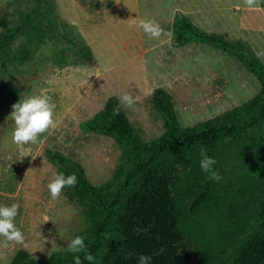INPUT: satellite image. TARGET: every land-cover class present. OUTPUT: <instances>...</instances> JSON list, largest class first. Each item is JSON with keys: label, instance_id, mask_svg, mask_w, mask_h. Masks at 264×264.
I'll list each match as a JSON object with an SVG mask.
<instances>
[{"label": "rangeland", "instance_id": "374dc122", "mask_svg": "<svg viewBox=\"0 0 264 264\" xmlns=\"http://www.w3.org/2000/svg\"><path fill=\"white\" fill-rule=\"evenodd\" d=\"M60 28L82 39L92 50L90 64L60 67L57 54L67 49L72 60L77 47L65 40H48L25 65L8 72L0 62V205H18L16 226L24 244L4 246L0 264H10L21 249L45 260L82 231V207L67 196L66 187L53 201L47 185L58 169L48 150L59 151L85 168L94 185L107 182L120 161L119 144L110 137L87 132L82 124L102 110L110 97L125 93L136 103L123 107L146 141L164 131L162 116L153 108L158 88L169 92L183 127L211 119L250 100L260 91L257 78L235 57L209 44L178 46L174 38L177 14L202 29L227 39H250L264 62V7L248 8L244 0H54ZM34 0H0V16L16 22ZM155 20L164 33L150 38L129 19ZM42 89L55 104V126L40 143L23 147L13 142V105L37 96Z\"/></svg>", "mask_w": 264, "mask_h": 264}, {"label": "trees", "instance_id": "16d2710c", "mask_svg": "<svg viewBox=\"0 0 264 264\" xmlns=\"http://www.w3.org/2000/svg\"><path fill=\"white\" fill-rule=\"evenodd\" d=\"M264 7V0H260ZM54 0H34L15 22L0 16V62L8 72L28 63L48 40L77 47L72 60L67 49L56 57L60 67L90 64L94 54L82 40L65 33ZM174 38L178 46L209 44L235 57L259 84L250 100L211 119L183 127L172 95L158 88L153 108L165 131L146 141L117 97L82 124L85 131L113 138L121 156L111 178L94 185L85 168L59 151L47 159L65 176L75 175L68 198L82 207L85 253L91 264H264V62L243 40L233 41L206 31L186 15L177 14ZM217 163L222 179L210 180L200 167L201 150ZM74 237V238H75ZM10 264H75L68 250L39 260L19 250Z\"/></svg>", "mask_w": 264, "mask_h": 264}, {"label": "clouds", "instance_id": "9594fccd", "mask_svg": "<svg viewBox=\"0 0 264 264\" xmlns=\"http://www.w3.org/2000/svg\"><path fill=\"white\" fill-rule=\"evenodd\" d=\"M260 0H244L248 8L258 6ZM130 26H137L143 29L144 33L150 38H160L164 30L155 20L129 19ZM47 89H42L40 94L21 99L20 102L13 105V111L10 118L14 121L15 128L12 133V139L20 147L29 144L40 143V137L55 126L54 110L55 104L47 94ZM136 99L132 95L125 93L119 98V104L114 109V114H119L121 107L131 108ZM217 161L210 157L206 150H201L200 167L203 172L208 174L210 180L219 182L222 177L214 169ZM77 177L73 175L65 176L63 173L56 174L54 179L47 185L50 198L58 201L63 190L66 187H75ZM18 215V205L11 206L0 205V237L4 238V246L12 244H24L25 237L23 232L16 226L15 219ZM67 250L74 254L75 264H82L79 253L85 252V243L83 237L77 236L67 244ZM84 259L88 262H94L95 257L90 253H85ZM151 257L141 255L138 264H150Z\"/></svg>", "mask_w": 264, "mask_h": 264}, {"label": "crops", "instance_id": "0c3cea01", "mask_svg": "<svg viewBox=\"0 0 264 264\" xmlns=\"http://www.w3.org/2000/svg\"><path fill=\"white\" fill-rule=\"evenodd\" d=\"M260 5H261V2H260ZM230 40H233V41L243 40V41L247 42L248 44H250L253 47V44L251 43L250 39L235 38V39H230Z\"/></svg>", "mask_w": 264, "mask_h": 264}]
</instances>
